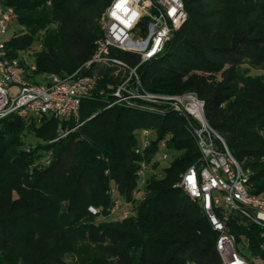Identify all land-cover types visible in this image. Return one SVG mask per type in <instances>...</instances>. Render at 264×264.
<instances>
[{
  "label": "trees",
  "instance_id": "obj_1",
  "mask_svg": "<svg viewBox=\"0 0 264 264\" xmlns=\"http://www.w3.org/2000/svg\"><path fill=\"white\" fill-rule=\"evenodd\" d=\"M111 1L3 0L16 14L10 55L30 52L36 70L25 75L35 83L73 73L92 57L102 34L100 17ZM183 1L188 21L137 75L151 93L194 92L204 100L209 124L250 171L252 192L264 195V0ZM118 56L133 67L140 63L134 54ZM255 69L263 73L253 74ZM120 83L105 75L94 97L82 101L78 121L0 120V264H223L217 232L199 205L175 187L201 157L187 119L171 110L109 107L108 85L115 90ZM79 124L60 138L61 125L72 130ZM142 129L155 132L144 156L135 153ZM28 134L35 145H26ZM167 134L172 159L160 163L155 160ZM142 160L154 161L146 199L135 217L108 219V190L115 187L131 201ZM91 206L101 214L90 212ZM229 230L249 262L264 258L257 226L234 216Z\"/></svg>",
  "mask_w": 264,
  "mask_h": 264
},
{
  "label": "built area",
  "instance_id": "obj_2",
  "mask_svg": "<svg viewBox=\"0 0 264 264\" xmlns=\"http://www.w3.org/2000/svg\"><path fill=\"white\" fill-rule=\"evenodd\" d=\"M15 18L14 9L4 6L0 0V38L11 34ZM187 21L188 12L183 0H112L100 17L102 34L95 42L92 57L73 73L52 74L38 83L25 75L26 70H36V64L30 61V52L20 50L12 57L7 48L8 40L0 39V120L17 115L38 123L44 118L78 121L82 101L94 97L99 81L108 74L120 78L121 83L115 90L113 85H108L109 90L113 89L109 107L122 104L163 114L171 110L187 119L201 157L181 174L175 187L182 189L192 202L199 205L217 232L216 250L222 263L252 264L241 254L240 248L243 247L238 249L237 239L229 230V222L234 216L245 224L257 226L263 240L260 250L264 252V195L252 192L250 171L234 158L225 139L209 124L205 101L196 93H151L137 75L141 64L158 59L164 53L174 34ZM120 51L139 56L138 66L133 67L120 58ZM104 93L105 90L100 91L101 95ZM80 125L72 130L63 129L61 125L60 138ZM138 135L139 146L135 153L144 156L155 139V132L142 129ZM171 137L167 134L160 142L155 161L167 163L172 159L168 148ZM44 162L49 164V158ZM153 162H140L139 182L131 201L125 202L115 187L108 190L112 199L108 219L122 221L136 216V207L146 199L145 187L154 170ZM89 211L101 214L94 206L89 207ZM249 244L247 239L244 248L249 249ZM255 257L260 258L259 255Z\"/></svg>",
  "mask_w": 264,
  "mask_h": 264
},
{
  "label": "rangeland",
  "instance_id": "obj_3",
  "mask_svg": "<svg viewBox=\"0 0 264 264\" xmlns=\"http://www.w3.org/2000/svg\"><path fill=\"white\" fill-rule=\"evenodd\" d=\"M138 32H139V30H137V33ZM11 33L13 34L14 33V30H12ZM11 35H5L4 37H1L0 39L1 40H4V39L9 40L10 37H11ZM262 73H263V71L262 70H259V69H255L253 71V74H262ZM38 78L41 79L40 77H38ZM24 141H25V143H26L27 146H29V145L31 146V145H35V143L37 142V139H35L32 135H29L28 134V135H26L24 137ZM246 252L248 254L251 253L250 249H248V248L246 249ZM254 259H255L256 264H264V258H262V257H260V258L255 257Z\"/></svg>",
  "mask_w": 264,
  "mask_h": 264
},
{
  "label": "water",
  "instance_id": "obj_4",
  "mask_svg": "<svg viewBox=\"0 0 264 264\" xmlns=\"http://www.w3.org/2000/svg\"><path fill=\"white\" fill-rule=\"evenodd\" d=\"M173 39H174V37H173Z\"/></svg>",
  "mask_w": 264,
  "mask_h": 264
}]
</instances>
